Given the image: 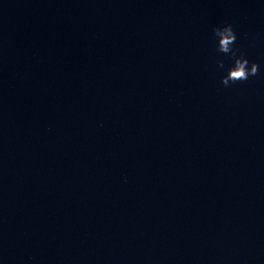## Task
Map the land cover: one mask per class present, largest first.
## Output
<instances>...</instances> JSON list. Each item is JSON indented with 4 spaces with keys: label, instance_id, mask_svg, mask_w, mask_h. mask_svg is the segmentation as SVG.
Wrapping results in <instances>:
<instances>
[{
    "label": "clouds",
    "instance_id": "obj_1",
    "mask_svg": "<svg viewBox=\"0 0 264 264\" xmlns=\"http://www.w3.org/2000/svg\"><path fill=\"white\" fill-rule=\"evenodd\" d=\"M212 31L217 39V51L229 55L233 61L232 66L221 77V83L225 87H229L237 82L247 81L250 77L259 74V65L255 62L250 63L242 51L234 48L237 35L231 24L214 27ZM217 63L219 68H224L223 61H218Z\"/></svg>",
    "mask_w": 264,
    "mask_h": 264
}]
</instances>
